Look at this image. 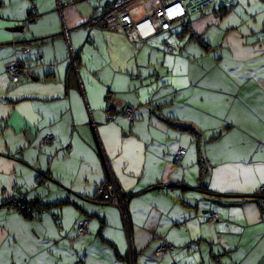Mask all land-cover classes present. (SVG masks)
<instances>
[{"label": "crops", "instance_id": "crops-1", "mask_svg": "<svg viewBox=\"0 0 264 264\" xmlns=\"http://www.w3.org/2000/svg\"><path fill=\"white\" fill-rule=\"evenodd\" d=\"M215 1L134 44L88 28L104 0H0V264H264V0ZM110 177L129 229L90 202Z\"/></svg>", "mask_w": 264, "mask_h": 264}, {"label": "built area", "instance_id": "built-area-1", "mask_svg": "<svg viewBox=\"0 0 264 264\" xmlns=\"http://www.w3.org/2000/svg\"><path fill=\"white\" fill-rule=\"evenodd\" d=\"M104 0V3L90 19L89 29H106L109 31H120L127 34L134 43L146 42L164 32H170L173 26L185 19L190 9L200 11H211L217 7L215 0ZM71 3V2H70ZM68 3V4H70ZM67 4V5H68ZM37 12L32 11L31 17H37ZM164 48L167 52H172L174 47L172 43L166 42ZM73 64L76 63V55L72 54ZM27 67L15 62L7 67V75L14 84L19 83L23 77L29 75ZM137 110L126 108L123 115L128 120H133ZM52 137L45 139V144H52ZM185 149H180L175 155V163L181 164ZM133 197L126 193L114 182L112 177L107 178L97 189V192L90 202L117 207L124 217V222L129 229L128 203ZM264 212V185H262L254 196ZM21 214H30L39 216L43 212L34 208L20 198L15 208ZM0 210L2 208L0 207ZM218 219L217 214L210 216V220ZM89 221H82L77 232L79 236L87 233ZM178 248L174 245L163 242L156 249L157 257H163L167 254L176 252Z\"/></svg>", "mask_w": 264, "mask_h": 264}, {"label": "trees", "instance_id": "trees-1", "mask_svg": "<svg viewBox=\"0 0 264 264\" xmlns=\"http://www.w3.org/2000/svg\"><path fill=\"white\" fill-rule=\"evenodd\" d=\"M203 1H205V0H201V1H199V2H203ZM190 10H193V9H190ZM197 10V9H196ZM188 131H194L193 129H191V128H186ZM195 132V131H194ZM199 163H200V165L202 166V165H204L205 163H204V161H203V159H202V156H201V152H199ZM206 171H204L203 170V168L200 170V175H199V181H200V184H199V187L201 188V189H207V186H206V184H205V181H204V179H205V175H206V173H205ZM22 198V197H21ZM19 199H20V197L19 198H14L13 200H12V202H10L9 204H7L8 206H11L14 210H16L15 208H16V203H18V201H19ZM23 200L25 201V202H27L28 204H30V205H32L34 208H36V209H39V210H41L42 212H44V210H45V208H43L40 204H37V203H33V202H28L27 200H25L24 198H23ZM1 208H2V210L4 209V207L5 206H0ZM2 210H0V211H2ZM17 211V210H16ZM21 214V213H20ZM23 215H25V216H29V217H33L34 215H30V214H23ZM41 215V214H40ZM37 216V215H36Z\"/></svg>", "mask_w": 264, "mask_h": 264}]
</instances>
